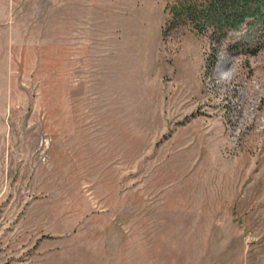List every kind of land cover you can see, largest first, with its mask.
Returning <instances> with one entry per match:
<instances>
[{
    "label": "rangeland",
    "instance_id": "1",
    "mask_svg": "<svg viewBox=\"0 0 264 264\" xmlns=\"http://www.w3.org/2000/svg\"><path fill=\"white\" fill-rule=\"evenodd\" d=\"M193 2L0 0V264H264V0Z\"/></svg>",
    "mask_w": 264,
    "mask_h": 264
},
{
    "label": "trees",
    "instance_id": "2",
    "mask_svg": "<svg viewBox=\"0 0 264 264\" xmlns=\"http://www.w3.org/2000/svg\"><path fill=\"white\" fill-rule=\"evenodd\" d=\"M194 0H176V3H178L181 6L189 5L192 6L196 4V2H193Z\"/></svg>",
    "mask_w": 264,
    "mask_h": 264
},
{
    "label": "bare ground",
    "instance_id": "3",
    "mask_svg": "<svg viewBox=\"0 0 264 264\" xmlns=\"http://www.w3.org/2000/svg\"><path fill=\"white\" fill-rule=\"evenodd\" d=\"M229 64V62L227 61V60H224V61H222V64H221V66H226V65H228ZM259 110V109H258ZM252 111V110H251ZM250 113V112H249ZM257 113V112H256ZM259 113V112H258ZM260 114V113H259ZM252 117H253V115H252ZM258 116H256V118H257ZM255 118V119H256ZM251 120V119H250ZM258 123V122H257ZM252 124V123H251ZM255 124V123H254ZM255 126V125H254ZM260 126V125H259ZM257 127V126H256ZM263 129H264V127H262ZM259 130V129H258ZM257 130V131H258Z\"/></svg>",
    "mask_w": 264,
    "mask_h": 264
}]
</instances>
